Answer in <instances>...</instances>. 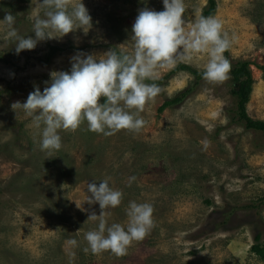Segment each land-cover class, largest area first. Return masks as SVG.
<instances>
[{
  "label": "rangeland",
  "instance_id": "1",
  "mask_svg": "<svg viewBox=\"0 0 264 264\" xmlns=\"http://www.w3.org/2000/svg\"><path fill=\"white\" fill-rule=\"evenodd\" d=\"M215 2L210 16L232 39V68L250 63L247 114L264 121V0ZM83 3L93 21L87 34L78 29L17 54L2 19L11 12L18 32L34 37L33 17L44 9L39 0H0V264H264L253 249L264 246V132L236 117L239 83L231 72L223 82H197L183 68L202 72L206 53L159 67L154 82L145 81L160 92L140 113L146 123L138 133H95L85 121L76 131L59 130L62 148L52 157L41 150L42 127L12 105L36 86L43 91L53 71H70L78 51L130 52L139 10H164L163 0ZM207 8L209 0H185V29ZM192 87L184 101L163 107ZM104 179L123 193L121 204L106 210L108 225L126 228L132 201L154 207L150 233L123 256L94 254L85 239L98 230L89 217L102 212L89 202L88 185Z\"/></svg>",
  "mask_w": 264,
  "mask_h": 264
},
{
  "label": "clouds",
  "instance_id": "2",
  "mask_svg": "<svg viewBox=\"0 0 264 264\" xmlns=\"http://www.w3.org/2000/svg\"><path fill=\"white\" fill-rule=\"evenodd\" d=\"M44 14L34 17L35 36L21 35L11 12L2 19L7 37L14 42L17 54L32 50L40 41L62 39L82 29L85 34L93 27L92 17L83 0H39ZM164 10L148 7L139 10L131 29V51L109 49L102 56L78 51L71 57L70 71H53L43 91L39 86L29 93L25 102H15L13 109L22 108L41 128L40 147L49 157L62 148L59 130L76 131L83 122L88 130L112 135L120 130L138 133L145 125L140 113L145 104L160 92L155 79L159 67H173L178 61L191 60L193 54L206 53L203 77L210 82L229 78L231 64L224 53L232 39L224 31L222 21L214 16L197 15L189 30L185 29V0H163ZM103 102H101V98ZM135 111H132V110ZM136 179L129 178V184ZM90 203H99L98 230L88 231L85 239L94 254L104 251L123 256L134 241L143 240L154 226V207L150 203L130 202L127 226L108 225L106 210L121 204L123 193L110 186V179L99 185H88ZM73 245L77 241H71ZM86 251L88 249H85Z\"/></svg>",
  "mask_w": 264,
  "mask_h": 264
},
{
  "label": "trees",
  "instance_id": "3",
  "mask_svg": "<svg viewBox=\"0 0 264 264\" xmlns=\"http://www.w3.org/2000/svg\"><path fill=\"white\" fill-rule=\"evenodd\" d=\"M215 13H216V2L215 0H209V8L204 10L203 16L208 17ZM229 55H230L229 50H227L225 52V57L228 58L230 61ZM183 68L192 71V73H194L196 76L197 82L202 78H204L203 71L200 72L196 70H191L187 66H183ZM230 72L234 75L235 81L239 83V90H237L236 92V94L239 96V100L237 102L238 107L237 110L235 111L236 117L240 122L244 123L246 128L264 132V121L254 120L251 117H249V115L247 114L246 104L253 90V78L250 70V63L241 62V64L236 68H232V64H231ZM146 81H148L149 83L154 82L151 79ZM194 89H195L194 87L188 88L184 92H181L175 98L167 100L163 107L166 108L181 103L193 92ZM260 237L261 236L258 235L256 238L259 239ZM253 249L257 254L264 256V246L254 245Z\"/></svg>",
  "mask_w": 264,
  "mask_h": 264
}]
</instances>
